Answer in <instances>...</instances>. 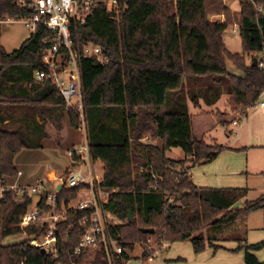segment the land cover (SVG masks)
<instances>
[{"label":"trees","instance_id":"obj_1","mask_svg":"<svg viewBox=\"0 0 264 264\" xmlns=\"http://www.w3.org/2000/svg\"><path fill=\"white\" fill-rule=\"evenodd\" d=\"M96 1L85 23H71V39L76 49L101 45L109 57L106 63L83 59L80 69L90 154L103 163L100 185L111 191L104 208L124 220L107 228L124 250L120 256L113 255L115 263L129 261L135 244L152 238L159 244L190 240L196 253L208 246L217 250L222 247L217 243L232 240L239 245L233 252L245 250V264H264L255 254L264 248V240L248 244L246 235L237 230L259 209L264 228V194L237 208L247 189L196 185L191 168L212 162L229 147L199 139L187 111L165 109L168 92H182L192 79L196 83L205 79L207 88L226 86L230 104L235 111L240 108L242 116L261 99L264 68L247 64L245 54L264 53V0H239V11H233L226 0H116L115 6L109 5L111 0ZM32 12L31 6L0 0V17H26ZM210 15L225 20L211 21ZM236 24L245 54L230 52L224 42L226 30ZM51 36L39 25L18 49L8 52L0 43L1 180L17 175L14 160L22 149L43 147L47 115L59 113L79 128L78 114L57 86L34 78L35 71L44 68L42 50ZM228 60L242 71L241 76L228 71ZM147 137L151 143H143ZM172 148H181L185 158L170 159L167 151ZM6 187L4 183L0 198V264L70 261L81 237L77 220L88 211L67 214L59 223V235L67 230L69 234L59 240L60 259L54 260L49 252L31 245L30 239L2 243L10 235L25 232L39 238L47 231L41 222L19 225L33 197L26 191L19 196V190ZM81 189L62 188L59 207ZM40 206L48 210L44 196ZM149 254L144 250L142 256ZM73 260L108 264L103 244L89 246Z\"/></svg>","mask_w":264,"mask_h":264},{"label":"built area","instance_id":"obj_2","mask_svg":"<svg viewBox=\"0 0 264 264\" xmlns=\"http://www.w3.org/2000/svg\"><path fill=\"white\" fill-rule=\"evenodd\" d=\"M173 1L177 2V0ZM14 2L22 7L31 6L33 12L26 17H0V27L4 23L21 22L31 33L35 32L39 25L45 26L52 32L51 43L50 40H46V43L50 44L42 50L44 68L37 69L34 78L36 82L50 80L57 86L68 107L78 114L79 129L86 137L87 125L80 62L90 58L100 63H106L109 61V57L101 45L90 43L82 49L74 48L71 39V23H85L93 14L98 2L96 0H14ZM116 4V0L109 2V5L112 6ZM256 8L260 12L263 11L262 7ZM234 26L237 27L235 29H239L237 24ZM259 66L264 68L262 64ZM257 106L264 108V102L259 100L247 110ZM245 116L240 115L237 120L233 121V124H238ZM67 155L71 163L63 175L58 176L54 173L49 180L41 178L25 188L17 187L16 184L6 187L7 190H19V196H22L26 191L30 195L39 197V200L35 204L33 201L28 206L26 213L20 217L19 225L27 226L41 222L47 227L46 233L39 238L31 235L30 244L45 249L54 260H59V240L69 234V230H67L66 233L59 235V223L67 219V214L78 210L88 211L77 220L81 229V237L79 244L73 250L72 259L67 262L62 261L59 264H76L73 258L93 244H103L108 257V264H116L113 255L120 256L124 250L117 241L109 236L107 228L109 224H119L122 221L117 215L104 208L111 191L104 190L100 185L103 174L97 172L96 163L99 160H95L90 154L87 138L81 145L69 149ZM21 173L18 171L17 176H20ZM73 187H81V190L88 191L91 197L79 201L75 205L72 204L73 198L68 202L64 200L59 207V193L62 188ZM0 188L2 191L4 190V182L1 179ZM42 196L45 197L48 210L40 206ZM163 246L167 247L168 245L166 243ZM158 253L159 251L139 260L143 264H153ZM131 260L122 261L121 264H129Z\"/></svg>","mask_w":264,"mask_h":264},{"label":"rangeland","instance_id":"obj_3","mask_svg":"<svg viewBox=\"0 0 264 264\" xmlns=\"http://www.w3.org/2000/svg\"><path fill=\"white\" fill-rule=\"evenodd\" d=\"M228 1V0H226ZM239 1V0H238ZM230 7V6H229ZM231 7L232 3H231ZM230 7V8H231ZM236 11L240 9V3L237 2V4L233 7ZM232 9V8H231ZM233 10V9H232ZM234 11V10H233ZM220 17L218 15H210L211 21H219ZM31 31L21 22H11V23H4L0 27V43L6 48H19L21 46V43L23 42V39H26L28 36H30ZM224 42L226 44L227 49L232 53H243V45H242V38L239 32H233L232 26H230L226 32L224 33ZM18 46V47H17ZM14 50V49H13ZM245 58L247 59L248 63L251 62V58L249 54H245ZM227 68L228 71L236 76H241L242 71L238 69L232 61H227ZM206 80L196 83L194 79H192L189 82V86L185 88L182 92H168L167 99H166V111L167 112H188L192 115L193 118V128H194V134L199 139H204L207 143H214V141H217L219 144L225 145V146H239L243 142V136L239 138L238 140L235 138L236 133H239L240 126L242 125V122L236 126H232L231 124H228L231 122L232 119H238L240 116V108H238V111L236 110V107H233L230 102V93L228 92V89L226 86L216 87L215 89H218V92L215 91L214 87L207 88L206 87ZM219 96L217 99L215 97L217 94ZM220 101H216L219 100ZM76 101V98H75ZM215 106V107H212ZM216 111H212L215 110ZM212 111V112H211ZM240 114H239V113ZM200 115V116H197ZM215 115H223L226 116V121L224 120L222 123L215 121L216 116ZM48 119L46 121V129H61L64 127L72 128V130L79 131L78 133H81L79 128H74L70 126L69 121L65 116L59 115V113H53L52 115H47ZM87 125V122H86ZM233 130V135L230 134V131ZM231 135L229 138L228 136ZM84 134L78 138L83 142L85 138L89 140V130L87 128L86 137L84 138ZM149 140H151L149 137H147ZM258 140L257 136H253L248 139L247 142H249L250 139ZM52 140V139H51ZM49 137L45 138L42 141L43 145H46V147L41 148H35V149H22L15 157L14 164L17 170H22L25 173V176L21 179L19 185L21 186L23 184H27V182L32 183L34 178L38 176H46L48 171L51 170H57L58 176H61L66 171V168L71 163L70 158L67 155V148L69 145L66 144V141H61L59 137L56 136L54 138V141H57L61 143L58 146H49L53 145L54 141H51ZM237 140V142H236ZM147 140H143V143H151L152 140L149 142H146ZM158 142V141H155ZM253 152L250 154V168H255V165H253V162L259 161L261 164L258 165V167L264 168V150H261L262 148H253ZM167 156L170 159L173 160H180L185 158V153L181 148H172L170 151L167 152ZM97 166V172L103 174L104 172V165L101 161H98L96 163ZM189 165L186 164L185 167H188ZM141 169V167H140ZM180 169V168H178ZM182 169V168H181ZM45 174V175H44ZM17 178L12 177L9 179L2 180L5 185L7 186L15 184ZM19 182V181H18ZM264 180L262 176L255 175L251 178L249 185L252 187L251 193L248 195L246 194L245 197L241 198L235 205L237 208H243L244 203L246 201L254 200L258 197H260L262 194L258 191L260 188H264L263 184ZM34 183V182H33ZM32 183V184H33ZM17 185V187H19ZM247 185V186H249ZM23 186V185H22ZM246 186V187H247ZM8 187V186H7ZM249 187V188H251ZM22 188V187H21ZM245 188V187H244ZM248 190V188H245ZM249 192V190H248ZM3 191L0 188V198L2 197ZM261 194V195H260ZM260 195V196H259ZM104 196V195H103ZM33 199L36 200V197L32 195ZM91 197V194L86 190H81L78 193V196L73 199L72 204L75 205L79 201H83L86 199H89ZM29 208V207H28ZM253 213V214H252ZM250 213V217L248 220H245L243 224H239L237 226L238 234L239 235H246L247 243L249 241L248 236L250 237L249 226H256V224L259 222V220L262 218V211L252 212ZM121 223H124V220L121 219ZM258 227H256L257 229ZM264 229L263 226L260 227V230ZM205 230V229H204ZM258 230V229H257ZM253 231V230H252ZM32 236L28 235L25 232L14 234L7 236L3 239V244H14L19 243L25 240L30 239ZM227 242L229 245H235L237 242L235 241H223ZM170 245V249L165 248L166 246H163V244ZM238 244V243H237ZM249 244V243H248ZM239 246V245H238ZM237 246V247H238ZM209 247V246H208ZM208 247L202 251L205 252ZM236 247V248H237ZM213 248V247H212ZM235 248V249H236ZM147 250L150 252L149 255L156 254L157 251L158 257L155 259L153 264H197L195 262V255L198 254L194 251L193 245L190 240L186 241H174L172 243L168 242H159L154 241L152 238H149L146 243L139 242L135 244V249L130 252V260L131 262L129 264H143L140 258L144 259L143 257V251ZM214 250V248H213ZM233 249H230L232 251ZM241 251V250H240ZM245 253V250H242ZM201 252V253H202ZM239 252V251H237ZM236 252H223L219 254V257L225 259L224 262L230 261L229 256H236ZM168 256L175 257L171 258V260H165ZM177 256V257H176ZM217 257V256H216ZM213 258V259H216ZM179 258V260H177ZM202 261L208 262L206 257H202ZM232 261V260H231ZM183 262V263H181Z\"/></svg>","mask_w":264,"mask_h":264},{"label":"crops","instance_id":"obj_4","mask_svg":"<svg viewBox=\"0 0 264 264\" xmlns=\"http://www.w3.org/2000/svg\"><path fill=\"white\" fill-rule=\"evenodd\" d=\"M237 2L239 1L238 0H228L226 1V4L231 7V3H232V6L234 7V5L237 4ZM233 7L231 8L234 11H236ZM237 11H239V9ZM219 17H220L219 19L220 21L223 22L225 20L224 16H219ZM235 28L237 27L236 26L232 27L233 32L235 33L239 32V29H235ZM24 40L25 39H23V41ZM13 49H18V48H11V49H6V50L8 52H11L13 51ZM249 55L251 58V62H254V60L257 59L258 65L259 64L264 65V53L249 54ZM246 62L247 64H252V63H248L247 59H246ZM215 88L216 87H214V89ZM215 91L218 92V89H215ZM216 101H220V99ZM260 102H264V95L261 97ZM212 107H215V106H212ZM217 109L219 108H216L215 110H212V111H216ZM197 116H200V115H197ZM215 116H216L215 121H217V123L219 122L222 123L226 119V116L223 117V115L222 116L215 115ZM234 120L236 119H232L231 122H229L228 124H231L232 126H236L242 122V125L239 127L240 128L239 133H236L235 135V138L237 140L244 135L242 137L243 138L242 144H240L239 146H228L229 148L223 150L218 155V157L214 159L212 162L207 163V164H199V165L193 166L191 168L190 173L192 175V180L198 186L213 187V188H244L245 187V188H248L249 192H247V194L249 195L252 190V187L249 185L251 178L255 175H259V176H262L264 180V168L258 167V165L261 164L260 161L259 163L257 161L253 162V165H255V168H250L251 167L250 154L251 152H253L252 151L254 150L253 148H259V149L262 148L261 150H264V108H260L259 106L250 108L247 110L246 116L242 118L238 124H233ZM37 121L41 123V120L38 117H37ZM47 132H48V137L50 138V140L52 139L51 141H54L53 139L56 138V136L59 137L61 141H66V144L69 145L67 150L73 147L79 146L85 141V140L83 142L81 141L80 143V140H78V138H80V136H82L83 133L82 132L78 133L79 131L72 130V128L70 127L69 128L64 127L61 129H53V130L48 128ZM232 133H233V130L230 131V134ZM230 136L231 135H229L228 138ZM253 136H257L258 140H255L252 138L249 140V142H247L248 139ZM144 140H147L146 142L151 141L148 138H145ZM60 144L61 143L54 141L53 145H49V146L54 147ZM44 146L46 147V145H43V147ZM18 171H21L22 173L20 176H17V175L15 176L17 178L16 183H15L16 185H19L21 179L25 176V173L22 170H18ZM54 173L55 175H57L59 172L57 170L48 171L46 176L44 177L38 176L34 178L32 183L33 182L35 183L38 179H41V178H45L49 180V178ZM9 178H12V177H9ZM9 178H3L2 180L9 179ZM32 183L30 182H27V184L22 183L23 186L19 185V187L25 188L27 186L32 185ZM7 186H9V184ZM258 192L261 194H264V188H260ZM35 197H36V200L33 199L34 204L39 200V197L37 196ZM257 211H262L263 213V210L261 209L256 210L254 212H257ZM249 217L250 215L248 216V218ZM262 226H263V215H262V218L259 220V222L256 224V226H249L248 234L249 232H252L250 233V237L248 236L249 244H254V243L264 240V229L260 230V227ZM256 227H258L257 228L258 230L256 229ZM217 244L222 247L217 250L215 249L213 250L212 247H208V249L205 252L198 253L195 255L194 257L195 262H197V264H245V253L242 250L239 252L233 253L236 256H231V257L229 256V260L231 259L232 261L230 260V261L224 262L223 260L225 259L219 257V254L223 252H226V251L232 252L230 251V249H235L238 246L237 243L234 246L231 244L229 245L227 242H219ZM165 248L170 249V245H168ZM255 254L261 262H264V248L259 251H256ZM202 257H206L208 262L202 261ZM215 257L216 259H213ZM171 258H175V257L168 256L165 260L168 261V260H171ZM177 260H179V258Z\"/></svg>","mask_w":264,"mask_h":264},{"label":"water","instance_id":"obj_5","mask_svg":"<svg viewBox=\"0 0 264 264\" xmlns=\"http://www.w3.org/2000/svg\"><path fill=\"white\" fill-rule=\"evenodd\" d=\"M253 65H254V66L258 65V60H257V59L254 60ZM130 218H131V219L133 218L132 215H130ZM43 251H44V253L46 252L45 249H43Z\"/></svg>","mask_w":264,"mask_h":264}]
</instances>
